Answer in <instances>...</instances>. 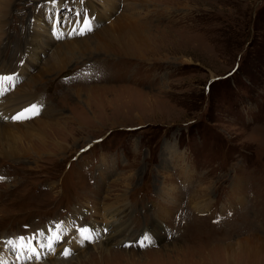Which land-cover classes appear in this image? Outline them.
Listing matches in <instances>:
<instances>
[{
	"label": "rangeland",
	"instance_id": "374dc122",
	"mask_svg": "<svg viewBox=\"0 0 264 264\" xmlns=\"http://www.w3.org/2000/svg\"><path fill=\"white\" fill-rule=\"evenodd\" d=\"M15 72L0 118L44 110L0 137V235L66 212L127 242L60 259L45 230L25 264H264V0H0Z\"/></svg>",
	"mask_w": 264,
	"mask_h": 264
},
{
	"label": "bare ground",
	"instance_id": "6f19581e",
	"mask_svg": "<svg viewBox=\"0 0 264 264\" xmlns=\"http://www.w3.org/2000/svg\"><path fill=\"white\" fill-rule=\"evenodd\" d=\"M30 47H32L31 46V42H30V45H29ZM30 102H33L32 100H28V99H26V104L25 105H27V103H30ZM25 105H23V106H20V105H16L15 103L14 104H12L10 107H9V109H3V111H5V114L7 115L8 113H10V114H12L13 112H17L18 110H21V108L22 107H24ZM5 105H3V107H4ZM6 115H4L3 116V118H0V137H2L3 136V132L4 131H6L8 128V124H10V123H12L13 121H5V120H9L10 118H14L15 116H16V114L15 115H12V116H9L8 115V117H6ZM13 128H15V127H13ZM22 128H24V127H22ZM16 129V128H15ZM11 148H12V145H6V141H4V142H2V143H0V152L2 153V155L1 156H10L11 155V153H12V151H11ZM103 211L104 212H107L108 213V209L106 208V206L104 207V209H103ZM114 212V214L113 215H110L109 216V220H111V222L113 221V220H119L120 218H121V214H122V211H115V210H113ZM117 220H116V222H117ZM110 222V221H109ZM123 231H120L117 235H116V237H117V239H114V237L111 235V231L109 232V235H107L106 237H104L103 238V240H100L99 241V245H101V244H103L104 246H107V247H109L111 250H114L113 248H111L113 245H115V244H119V243H122L123 242V239L120 237V233H122ZM150 233H153V232H150ZM57 234V233H56ZM153 235V234H152ZM154 235H157L156 233H154ZM55 238V237H54ZM14 239H15V237H14ZM115 241V242H114ZM1 245H3L2 243H0V246ZM26 249V248H25ZM24 249V250H25ZM21 250V249H20ZM16 252H18V249L16 250ZM24 253V252H23ZM37 253V252H36ZM21 254V253H20ZM19 254V255H20ZM27 254H29V253H27ZM18 256V255H17ZM34 257H36V255L34 256ZM28 260V259H27ZM56 263L57 262H59V261H55ZM29 264H42V263H39L38 261L36 262H29ZM58 264V263H57Z\"/></svg>",
	"mask_w": 264,
	"mask_h": 264
},
{
	"label": "snow or ice",
	"instance_id": "6c2138e0",
	"mask_svg": "<svg viewBox=\"0 0 264 264\" xmlns=\"http://www.w3.org/2000/svg\"><path fill=\"white\" fill-rule=\"evenodd\" d=\"M85 23H86V22H85ZM85 30H90V28L82 29L81 34H83V31H85ZM0 79H7V78H0ZM34 109H36V106H35V105L31 106L30 109L25 110V111H32V110H34ZM20 118H24V117H23V113H21L19 116L16 117V119H20ZM0 179H3V178H0ZM83 231H84V230H82V232H83ZM84 238H85V239H88L87 236H85ZM19 240H20V246H21V247H23V246L27 243L26 241H24V238H23V237L19 238ZM12 244H13L12 241H9V242H8V245H9V246H11ZM49 247H51V245H49ZM67 254H68V252H67V250H65V255H67ZM0 264H3V261H0Z\"/></svg>",
	"mask_w": 264,
	"mask_h": 264
}]
</instances>
